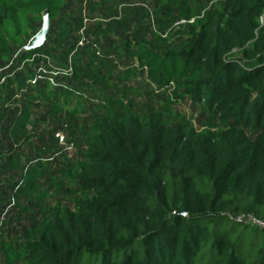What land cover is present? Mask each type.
Masks as SVG:
<instances>
[{
  "label": "trees",
  "instance_id": "obj_1",
  "mask_svg": "<svg viewBox=\"0 0 264 264\" xmlns=\"http://www.w3.org/2000/svg\"><path fill=\"white\" fill-rule=\"evenodd\" d=\"M67 5L0 0V59L12 44L27 46L32 17L56 22ZM225 9L232 20L224 26L195 17L183 50L138 43L135 52L161 86L203 102L217 128L155 110L95 112L77 174L84 199L28 242L36 264H264V0H227ZM234 49L241 57H229ZM45 53L22 52L28 70L3 76L0 94L24 82L49 98L48 80L32 85Z\"/></svg>",
  "mask_w": 264,
  "mask_h": 264
},
{
  "label": "rangeland",
  "instance_id": "obj_2",
  "mask_svg": "<svg viewBox=\"0 0 264 264\" xmlns=\"http://www.w3.org/2000/svg\"><path fill=\"white\" fill-rule=\"evenodd\" d=\"M226 1L68 0L59 20L51 22L43 45L49 55L39 62L40 75L32 83L40 90L41 80H48L50 97L41 99L24 82L23 89L12 86L0 94L7 106L0 122V264H36L28 242L84 199L77 174L95 112L155 110L197 130L217 128L206 118L203 102L197 104L173 83L161 86L135 52L138 43L165 52L189 47L195 17L211 18L214 26L232 20ZM43 22L44 16L31 18L28 44ZM26 47L12 44L0 59V84L3 76L16 78L28 70L19 60ZM229 57H241L239 50Z\"/></svg>",
  "mask_w": 264,
  "mask_h": 264
},
{
  "label": "water",
  "instance_id": "obj_3",
  "mask_svg": "<svg viewBox=\"0 0 264 264\" xmlns=\"http://www.w3.org/2000/svg\"><path fill=\"white\" fill-rule=\"evenodd\" d=\"M50 25H51L50 17L48 15H45L43 27L40 30V32L29 42L28 46L26 47L27 51L39 49L44 45L47 35L49 33ZM60 137H61V142L63 143L64 137L63 136Z\"/></svg>",
  "mask_w": 264,
  "mask_h": 264
},
{
  "label": "built area",
  "instance_id": "obj_4",
  "mask_svg": "<svg viewBox=\"0 0 264 264\" xmlns=\"http://www.w3.org/2000/svg\"><path fill=\"white\" fill-rule=\"evenodd\" d=\"M191 22H193V21H191ZM260 23H261V25H264V14L261 16Z\"/></svg>",
  "mask_w": 264,
  "mask_h": 264
}]
</instances>
